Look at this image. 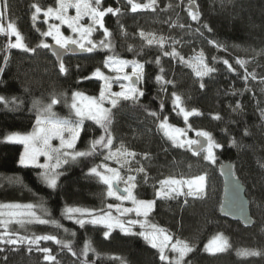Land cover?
I'll return each instance as SVG.
<instances>
[{"label": "trees", "instance_id": "obj_1", "mask_svg": "<svg viewBox=\"0 0 264 264\" xmlns=\"http://www.w3.org/2000/svg\"><path fill=\"white\" fill-rule=\"evenodd\" d=\"M7 2L8 10L0 18L2 27L6 29L9 22L14 23L23 42L37 50L28 53L8 49L9 37L0 33V67L4 69L0 73V97L8 101L7 105L0 103V204H34L39 215L43 206L50 215L42 218L55 220L60 226L26 227L25 236L54 235L61 243L41 240L36 246L0 244V264H164L159 252L139 235L114 229L105 238L106 230L101 226L82 228L66 220L67 207L100 214L101 210L109 211L107 205L112 202L106 186L89 175V169L105 162L107 151L66 166L57 187L50 189L40 180L38 170L18 166L21 146L2 141L10 134L31 132L37 109L49 104L53 97L59 100L53 106L57 117L71 119L73 92L94 94L99 90L101 83L93 79L92 73L109 55L144 66L141 86L145 95L139 103L122 102L112 110L110 131L112 151L123 147L136 153L130 158L129 174L136 176V198L155 201L148 222L165 229L174 241L189 243L192 251L185 256L184 264H264V0H156L149 10L136 12L128 11V0H102V8L120 9L116 15L108 13L104 17V26L111 33L106 41L111 43V49L99 47L104 34L97 27L93 33L97 49L66 58L62 64L67 71L63 74L48 50L37 48L41 41L49 40L42 35L48 30L43 17L39 16L36 23L32 20L33 4L45 10L53 7L56 0ZM190 4L197 8L198 21L188 15ZM149 38L155 41L151 45ZM172 51L178 55L164 54ZM201 52L208 66L216 69L202 79L196 76L194 67L180 59L192 63V58ZM225 60L234 71L228 70ZM237 60L244 61V66ZM157 76L162 77L160 82ZM174 94L181 98V106L187 111L200 114L189 116L186 123L179 109L173 107ZM146 109L157 116L149 115ZM216 116L220 118L215 119ZM164 117L188 134L208 132L222 145L213 151L215 163L182 151L166 140L158 127ZM85 128L76 143L77 151L87 150L90 141L103 134L91 121H85ZM232 141L236 146H230ZM222 163L231 164L234 176L245 188L253 220L249 229L219 216L222 193L216 167ZM141 167L143 172L135 171ZM124 169L121 173L128 175ZM201 175L206 178V187L198 198L155 196L161 180ZM11 230L24 235L15 226ZM217 235L225 237L229 247L215 255L207 254L205 245ZM65 243L70 247L65 248ZM86 243L90 245L87 256L83 253ZM45 247L50 250L48 255L55 257L53 261L44 260L45 253L40 249ZM244 251L259 255H241Z\"/></svg>", "mask_w": 264, "mask_h": 264}, {"label": "snow or ice", "instance_id": "obj_2", "mask_svg": "<svg viewBox=\"0 0 264 264\" xmlns=\"http://www.w3.org/2000/svg\"><path fill=\"white\" fill-rule=\"evenodd\" d=\"M156 0H150L149 3L143 5L133 3V0H128L131 4V10L136 12L138 9H148L155 4ZM102 0H56V7H48L46 11H43L44 22L47 23L49 19H54L60 21V24H51L46 32H43L44 37H51L55 43V46L59 49L67 52L71 51L70 46H75V48L81 51L92 52L97 49L98 45L90 37L93 32L97 30H103L104 40L99 42V47L103 49H111L112 45L108 41L111 33L104 26V17L111 13L116 15L119 13L120 9H113L112 7L102 8ZM7 0H0V17L8 10ZM35 9L32 15V20L35 21L37 16L41 13L42 9L37 4L31 6ZM75 9V15L69 16L68 10ZM188 15L193 21L199 20V13L197 11L188 10ZM87 17L89 23L84 25L81 21ZM60 25H67L69 29L72 30L74 36H65L61 33ZM204 27H207L205 25ZM0 33L5 34L9 37V42L7 44L8 49H20L24 52L35 53L36 48H29L24 42L23 37L17 30L14 23L9 22L7 28L4 29L0 27ZM143 36L144 34L141 33ZM11 37H15V42L11 41ZM154 38L148 40V44L154 43ZM161 46H163V38H161ZM214 43V42H213ZM50 44L41 41L37 48H50ZM131 50V49H130ZM165 55H171L176 57L178 53L172 51L171 53L165 52ZM59 55V53H56ZM182 63L188 64L190 67H194L195 74L201 79L210 73L216 71L213 67L208 66L205 62L204 54L201 52L198 56L193 57V63L184 61L183 57L180 58ZM215 60V57H213ZM5 63H7L8 57H4ZM241 67L244 66V61L237 60ZM157 63L159 60L157 59ZM225 65L228 66L229 71H234L228 61H223ZM104 67L115 71L117 73L123 72V70L131 66V74L124 73L123 75H117L114 78H109L105 76L100 69H96L92 73V77L98 78L104 81L101 87L99 97H88L80 92H73L70 104V113L75 117V119H61L57 117L56 113L53 111V106L56 105L59 100L53 97L49 104L45 105L43 108L37 109L36 123L33 131L26 135L19 133H14L6 137L8 142L19 143L24 146V152L20 156L19 164L21 166H32L43 169L40 173L42 180L47 184L48 187L55 189L57 187V179L61 174L58 169L63 164H68L71 162H76L80 158H85L93 156L98 150L103 152L107 150V154L104 155L105 160L117 159L119 162L120 158H124V163H129V157H135L136 153L128 151L127 149L121 147L115 152L112 151L113 146V136L110 131V125L112 124V109L117 108L120 101H131L133 103H139L141 97L145 95L141 88L137 85L143 80L144 66L139 62L133 60L129 62L128 60L120 59L117 56L109 55L103 61ZM60 73H65L67 69L63 64L59 65ZM4 69L0 67V73ZM89 77H85L88 79ZM134 78V79H133ZM111 79L118 81H126L127 83H121L119 86L122 89L120 92H111ZM247 79V76L245 77ZM157 82L162 80L161 76L156 77ZM166 83H171L167 81ZM204 84H201V88ZM110 103L111 108L105 107V103ZM0 103L8 104V101L4 97H0ZM12 103H15V98H13ZM67 103V101H66ZM173 107L174 109H179V113L183 115L185 122L187 123L188 117L192 115H199L200 113L196 110L187 111L181 106V98L178 95H173ZM163 105H161V109ZM236 108H240V104L237 103ZM149 115L157 116V113L151 110H147ZM219 119V116L214 117ZM261 118L264 119V110L261 111ZM85 121L93 122L99 129L102 130L103 134L98 138H93L90 141L88 149L85 151H77L76 143L81 136V132L86 130ZM159 129L164 133V135L172 141L173 145L179 148H184L185 146L193 155H198V151L194 146L200 145V140L196 139H184L181 140L180 137L184 136L185 133L182 129L173 127L168 123V118L164 117L158 125ZM247 134V131L245 132ZM197 137H202L207 141L206 147H201L199 151L206 153L204 159L210 163H215V154L213 149L222 148V145L214 141L212 136L206 131H197ZM58 140L59 145L53 146L52 141ZM230 146H236L235 141L230 142ZM43 156L45 158V164H39V157ZM55 161V163H52ZM99 168H103V172L99 171ZM131 171V169H130ZM136 172H143V167L135 169ZM89 175L95 176L99 181L107 186V196L114 197L116 200L120 201V204L113 205L108 204L107 208L109 211H102V214H96L95 210L78 208V207H67L64 210V215L67 219L73 220L80 227H84L85 224L92 225H102L107 231L104 232V237L107 238L114 228H119L126 235H139L150 246L157 249L159 252V259L164 262V264H184L185 256L192 251L191 246L188 242L182 239H176L173 243L172 235L168 234L167 231L156 224H151L148 222V217L154 209V200H140L134 195V189L136 185V176L128 175L126 179L120 176L117 169L108 167L107 164L98 165L89 169ZM235 179V177H233ZM205 176H198L194 180L186 179H175L168 178L160 181V188L156 190L155 196L157 199L167 198L172 199L174 196L186 195V196H198L202 195L205 186ZM121 181L124 183L125 187L122 189L119 187ZM187 187V193L183 192V187ZM125 201H129L132 207H122ZM36 205L34 204H0V209H8L9 211H0V217H8L7 219L0 218V226L4 228V231L0 233V244L7 245H19L22 243H27L29 245H35L39 241H53L57 244L61 241L57 240L54 235H39L33 236L31 238L25 236L16 235L14 232H10L8 225L12 223H18L21 225L25 224H53L56 227L60 225L55 220L45 219L50 214L47 209L40 206L42 215H38L35 211ZM115 209L117 215L112 214V209ZM131 213H135L136 217H143L140 219H127L122 220L121 217L128 216ZM85 217H90V219H85ZM139 225L140 231L138 233L132 232V227ZM74 235V233H73ZM65 248L70 247L69 244L65 243L63 245ZM229 247L228 240L221 236H214L208 244L205 245V251L209 253L223 252ZM168 249L173 253L170 258L166 253ZM31 250V249H29ZM90 250V245L85 244L83 253L87 256ZM3 251V249H0ZM40 251L45 253V261H53L55 257L48 255L49 248L45 247L40 249ZM241 255H259L255 251H244L240 253Z\"/></svg>", "mask_w": 264, "mask_h": 264}, {"label": "rangeland", "instance_id": "obj_3", "mask_svg": "<svg viewBox=\"0 0 264 264\" xmlns=\"http://www.w3.org/2000/svg\"><path fill=\"white\" fill-rule=\"evenodd\" d=\"M150 2V0L149 1H147V2H145V3H149ZM145 3H142L141 5H143V4H145ZM56 7V2H55V5L53 6V8H55ZM127 8H129L128 9V11H130V12H133L132 10H131V7H127ZM150 8H148V9H143V8H141V9H138L137 11H146V10H149ZM47 9H45V10H42L41 11V13L37 16V19L39 18V16H42L43 17V22H44V16H43V11H46ZM68 15L69 16H74L75 15V9H69L68 10ZM1 18V17H0ZM37 19L34 21L35 23H36V21H37ZM45 23V22H44ZM81 23L82 24H84V25H87L88 23H89V20H88V18L87 17H85L82 21H81ZM46 24V26H48L49 27V25H51V24H60V21H58V20H54V19H49L48 20V22L47 23H45ZM0 27H2V22H1V19H0ZM60 30H61V33L63 34V35H65V36H74V34H73V32H72V30L71 29H69L68 27H67V25H60ZM94 33V32H93ZM93 36H94V34H92V36L90 37V39H92L93 40ZM48 41L49 42H47V43H54V41L52 40V38L51 37H48ZM150 39V38H149ZM94 41V40H93ZM15 42V40L13 41V43ZM55 44V43H54ZM96 50V49H95ZM94 51V50H93ZM92 51V52H93ZM198 56V55H197ZM129 62H131V61H129ZM192 63L194 64V61H192ZM99 69H100V71L105 75V76H107V77H109V78H114L115 76H117V75H123L124 73H128V74H131V71H132V69H131V66H129V67H127V68H125L124 70H123V72H121V73H117V72H115V71H111L110 69H108V68H105L104 67V64H103V62L101 63V65H100V67H99ZM93 79H97V80H99L100 81V87H99V90L96 92V93H94V94H90V93H82V92H80V93H82L83 95H85V96H88V97H99V93H100V90H101V87L103 86V84H104V81L103 80H100V79H98V78H94L93 77ZM121 83H127L126 81H118V80H115V79H111V89H110V91L111 92H113V93H115V92H120L122 89L120 88V84ZM142 83V82H141ZM141 83L140 84H138L137 85V87L138 88H141L142 89V86H141ZM71 98H72V96H71ZM122 102H126V101H123V100H121L120 101V103H119V105L122 103ZM70 104H71V99H70ZM118 105V106H119ZM105 107H108V108H111V104L110 103H105V105H104ZM44 106H42V107H40V108H43ZM39 108V109H40ZM69 109H70V106H69ZM113 110V109H112ZM70 115H71V113H70ZM72 117H71V119H75V117L73 116V115H71ZM35 123H36V121H35ZM171 125V124H170ZM173 126V125H172ZM35 127V126H34ZM173 127H175V126H173ZM177 128V127H176ZM34 129V128H33ZM183 130V129H182ZM33 131V130H32ZM31 131V132H32ZM159 131L161 132V134H162V136L164 137V138H166V140H168L169 142H171V144L173 145V143H172V141L171 140H169L165 135H164V133L159 129ZM184 131V130H183ZM31 132H29V133H31ZM184 133H185V135L184 136H182V137H180V139L181 140H184V139H193V140H196V138H197V136H196V133H190V134H188V132H185L184 131ZM28 134V133H27ZM11 135V134H10ZM22 135H26V134H22ZM7 136H9V135H7ZM6 136V137H7ZM6 137H4L3 139H2V141L3 142H5V143H8V144H12V145H18V146H21V148H22V151H21V154H20V156L22 155V153L24 152V146L22 145V144H19V143H13V142H8L7 141V139H6ZM52 144H53V146H58L59 145V141L58 140H53L52 141ZM195 147V146H194ZM179 148V147H178ZM179 149H181L182 151H189L188 149H187V147L185 146L184 148H179ZM103 151H107V150H103ZM213 151H214V149H213ZM113 152H115V151H113ZM189 152H191V151H189ZM101 153V151L100 150H98L97 151V153L96 154H100ZM206 155V153H204V152H202L201 154H199L198 155V157H200L202 160H204V161H206L205 159H204V156ZM130 158L131 157H129V158H127L128 159V161H130ZM19 160H20V157H19ZM19 160H18V166H20V167H25V166H21L20 164H19ZM208 162V161H207ZM38 163L39 164H45L46 163V161H45V158L43 157V156H40L39 157V161H38ZM52 163H55V161H52ZM74 162H69L68 164H63L59 169H58V172L59 173H61L59 176H58V179H59V177L62 175V173H63V168H65L66 166H68V165H71V164H73ZM103 164H107L108 165V167H110V168H114V169H117L118 171H119V173H120V176L123 178V179H126L127 178V176L128 175H130L129 173L131 172L130 171V169L128 168V164L129 163H127V164H125L124 163V158H120V160H119V162H117V159H112V160H105V162L103 163ZM26 168H33V169H36V170H38V175H39V177H40V180L43 182V184H45L46 186H47V184L42 180V178H41V176H40V173L43 171V169H41V168H37V167H32V166H28V167H26ZM126 169V171H127V173H128V175H125V174H123V173H121V170L122 169ZM124 169V170H125ZM101 172H103L104 170L102 169V170H100ZM197 177H194V178H185L186 180H194V179H196ZM58 179H57V181H58ZM106 186V185H105ZM48 187V186H47ZM119 187L122 189L123 187H125V185H124V183L121 181V183L119 184ZM205 187H206V179H205V186H204V189H205ZM48 188H50V187H48ZM106 188H107V186H106ZM50 189H53V188H50ZM183 192H185V193H187V191H188V188L185 186V187H183ZM134 191V190H133ZM135 195V194H134ZM184 198H186V199H188V198H191V199H194V198H198L200 195H198V196H186V195H182ZM110 198V200H111V204H113V205H118V204H120V201H118V200H116L114 197H109ZM141 200V199H140ZM151 200H153V199H151ZM122 207H132V204H131V202H129V201H125L124 203H123V205H122ZM37 210V207H36V209H35V211ZM0 211H4V212H7V211H9L8 209H0ZM112 214L113 215H117V213L115 212V209L113 208L112 210ZM96 214H100V213H98V212H95ZM38 214V213H37ZM39 215V214H38ZM0 218H3V219H7L8 217H0ZM129 218H131V219H140V220H143L144 218L143 217H136L135 216V213H131V214H129L128 216H124V217H121V219L122 220H127V219H129ZM85 219H90V217H85ZM66 220L67 221H69V222H71V223H73V224H75V225H77V226H79L78 224H76L73 220H70V219H67L66 218ZM34 225H38V224H35V223H33V224H25V225H21V224H18V223H12V224H9L8 225V229H9V231L10 232H12V230H11V228H12V226H15V227H17V230H20V231H23V233H24V235L23 234H21V232L20 233H16V235H19V236H25V235H27V234H25V228L26 227H30V226H34ZM85 225H89V226H92V224H85ZM94 226H101V227H103L102 225H94ZM80 227V226H79ZM104 228V227H103ZM105 229V228H104ZM114 229H118V230H120L119 228H114ZM113 229V230H114ZM106 231H107V229H105ZM141 229H140V227H139V225H137V226H133L132 227V232L133 233H136V232H139ZM4 231V228L2 227V226H0V233H2ZM121 231V230H120ZM15 233V232H14ZM26 237V236H25ZM173 243L175 242L174 240L172 241ZM149 246H150V244L148 243V242H146ZM22 244H27V243H22ZM22 244H19V245H22ZM208 244V243H207ZM19 245H13V246H19ZM37 244H35L34 246H36ZM155 250H157V249H155ZM158 251V250H157ZM166 253L169 255V257L171 258L172 257V255H173V253H171L168 249H166ZM206 253L207 254H211V255H215V254H218V253H221V252H217V253H209V252H207L206 251Z\"/></svg>", "mask_w": 264, "mask_h": 264}, {"label": "water", "instance_id": "obj_4", "mask_svg": "<svg viewBox=\"0 0 264 264\" xmlns=\"http://www.w3.org/2000/svg\"><path fill=\"white\" fill-rule=\"evenodd\" d=\"M187 9L197 11L194 4H190ZM50 46L51 47L47 50L52 56L58 69L59 65L63 63L65 58H76L87 54L86 51H81L80 49L75 48V46H70L72 50L67 52L59 49L55 44H50ZM56 53H59V55H56ZM197 139L200 140V145L195 146L194 148L199 154H201L202 151H199V149L201 147H206L207 141L202 137H198ZM216 172L221 181L222 193L219 216L224 220L239 223L244 229L251 228L253 226V220L249 210V202L245 195V188L240 180L234 176L231 164L222 163L217 165ZM233 177H235V179Z\"/></svg>", "mask_w": 264, "mask_h": 264}, {"label": "flooded vegetation", "instance_id": "obj_5", "mask_svg": "<svg viewBox=\"0 0 264 264\" xmlns=\"http://www.w3.org/2000/svg\"><path fill=\"white\" fill-rule=\"evenodd\" d=\"M47 29H49V27H48ZM47 31H48V30H47ZM48 42H49V41H48ZM48 44H49V43H48ZM50 44H54V43H50ZM67 58H68V57H67ZM65 59H66V58H65ZM65 59H64V60H65ZM64 60H63V61H64Z\"/></svg>", "mask_w": 264, "mask_h": 264}]
</instances>
